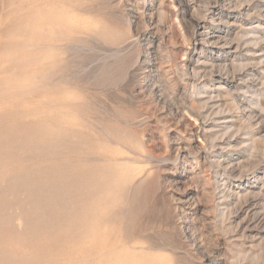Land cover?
Returning a JSON list of instances; mask_svg holds the SVG:
<instances>
[{
  "label": "rangeland",
  "instance_id": "rangeland-1",
  "mask_svg": "<svg viewBox=\"0 0 264 264\" xmlns=\"http://www.w3.org/2000/svg\"><path fill=\"white\" fill-rule=\"evenodd\" d=\"M0 251L264 264V0H0Z\"/></svg>",
  "mask_w": 264,
  "mask_h": 264
},
{
  "label": "bare ground",
  "instance_id": "bare-ground-1",
  "mask_svg": "<svg viewBox=\"0 0 264 264\" xmlns=\"http://www.w3.org/2000/svg\"><path fill=\"white\" fill-rule=\"evenodd\" d=\"M40 1H41V0H40ZM38 4H39V3H38ZM43 5H44V4H43ZM43 5H42V6H43ZM50 5H51V4H50ZM44 6H45V5H44ZM53 6H54V5H53ZM37 7H38V6H37ZM65 7H66V6H65ZM38 8H39V7H38ZM43 9H44V7H43ZM43 9H42V10H43ZM47 9H48V8H46V10H47ZM54 9H55V8H54ZM63 9H64V8H62V10H63ZM42 10H41V12H42ZM62 10H60V12H61ZM64 10H65V9H64ZM39 11H40V10H39ZM56 11H57V10H56ZM68 11H69V10H68ZM41 12H40V13H41ZM58 12H59V11H58ZM62 13H63V14H66V15H67V18H69V19H67V22H68V21L72 22V21H71L72 18L70 17V14H69V17H68V14H67V13H64V12H62ZM70 13H72V12H70ZM59 14H60V13H59ZM73 14H74V13H73ZM56 15H57V14H56ZM41 16H43V15H40V17H41ZM64 16H65V15H64ZM71 16H72V15H71ZM62 17H63V16H62ZM87 17H88V16H87ZM65 18H66V16H65ZM41 19H42V18H41ZM57 19H58V18H57ZM63 19H64V18H63ZM63 19H58V20H57L58 22H56L55 24H57V25H58V23L60 24V22H62ZM29 20H30V19H29ZM37 20H38V19H37ZM38 21H42V20H38ZM44 21H46V20H44ZM47 21H48V20H47ZM64 22H66V21H64ZM70 22H68V27H69ZM45 23H46V22H45ZM52 23H53V22H52ZM41 24H42V23H41ZM48 24H49V25L51 24L50 21L48 22ZM53 24H54V23H53ZM66 24H67V23H66ZM61 25H62V24H61ZM61 25H60V27H63V26H61ZM35 26H36V25H35ZM31 27H33L32 24H31ZM31 27H30V28H31ZM43 27H44V28H45V27L47 28V25H46V26L42 25V28H41L40 25H39V28H41L42 31L44 30ZM66 27H67V26H66ZM66 27H65V30H66ZM68 27H67V28H68ZM37 28H38V27H37ZM49 28H50V26H49ZM28 29H29V26H28ZM41 29H40V30H41ZM63 29H64V28H63ZM63 29H59V27H55V28H53V30H52V27H51L52 32H49V31H50L49 29H48V30H49V31H48L49 33H48L47 31H44V32H43V40H46V41L50 40V41H51V40L53 39L54 42H55V44H56L57 42L61 41L62 38L64 37V36H63ZM69 29H70V28H69ZM89 29H90V28H89ZM95 29H96V28H95ZM35 30H36V32H35V34H36L38 31H37V29H35ZM70 30H71V29H70ZM90 30H91V29H90ZM42 31H41V32H42ZM82 31H83V30H82ZM29 32H30V31H29ZM31 32H32V31H31ZM41 32L38 33V35H37V34H36V35H37V36H39V35L41 36ZM32 33H33V32H32ZM77 33H78V32H77ZM33 34H34V33H33ZM35 34H34V35H35ZM119 34H120V32H119ZM122 34H123V33H122ZM29 35H31V33H29ZM74 35H75V34H74ZM32 36H33V35H32ZM32 36H31V37H32ZM65 36H66V35H65ZM41 38H42V37H41ZM41 38H38L39 41L41 40ZM30 39H31V38H30ZM65 39H66V38H65ZM67 39H68V38H67ZM31 40H33V39H31ZM53 40H52V41H53ZM39 41H38V42H39ZM41 41H42V40H41ZM46 41H45V42L43 41V42L45 43V45H46V43H48V42H46ZM62 41H64V38H63ZM40 43H42V42H40ZM44 43H43V44H44ZM49 43H50V42H49ZM59 45L61 46V44H59ZM59 45L56 44V45H53V46H55V47H60ZM50 48L52 49V47H50ZM44 50H45V48H44ZM44 50H43V51H44ZM52 50H53V49H52ZM50 51H51V50H50ZM53 51H54V50H53ZM46 52L48 53V49H47ZM44 53H45V52H44ZM44 53H43V54H44ZM56 53H57V52H56ZM45 55H46V53H45ZM49 55H50V54H49ZM46 58H47V57H46ZM46 64H47V63H46ZM45 67H46V66H45ZM72 97H73V96H72ZM174 101H175V100H174ZM230 104H231V103H230ZM227 105H228V104H227ZM231 109H232V108L230 107L229 110H231ZM196 119H197V118H196ZM103 121H104V120H103ZM120 164H121V163H120ZM123 168H124V167H123ZM119 171H120V170H119ZM110 173H112V172H110ZM113 173H115V172H113ZM103 174H104V173H103ZM116 174H117V173H116ZM124 174H125V173H124ZM113 175H114V174H113ZM118 175H120V174H118ZM115 177H117V176H115ZM104 178H105V177H104ZM107 178L109 179V176H108ZM101 179H103V178H101ZM125 179H126V178H125ZM127 179H128V178H127ZM106 180H107V179H106ZM123 180H124V179H122V181H123ZM97 181H98V180H97ZM111 181H112V180H111ZM124 181H125V180H124ZM115 182H116V181H115ZM113 183H114V182H113ZM124 183L126 184V182H124ZM104 184H105V183H104ZM125 184H124V185H125ZM101 185H102V184H101ZM105 185H106V184H105ZM126 186H127V185H126ZM115 188H116V187H115ZM120 189H121V188H120ZM105 190H106V188H105ZM121 190H122V189H121ZM58 191H59V190H58ZM97 192H98V191H97ZM107 192H108V191H107ZM54 193H55V192H54ZM57 194H58V193H57ZM73 194H74V193H73ZM112 194H113V193H112ZM52 195H53V194H52ZM55 195H56V194H55ZM113 195H114V194H113ZM113 195H112V196H113ZM56 196H57V195H56ZM105 196H106V195H105ZM225 197H226V196H225ZM228 197H229V196H228ZM56 198H57V197H56ZM104 198H105V197H104ZM106 198H107V197H106ZM118 198H119V197H118ZM101 199H102V198H101ZM49 200H50V199H49ZM49 200H48V201H49ZM52 200H53V199H52ZM50 202H51V201H50ZM95 202H96V201H95ZM96 203H97V202H96ZM47 204H48V202L46 203V205H47ZM240 205H241V204H240ZM45 207H46V206H45ZM47 207H48V205H47ZM49 208H50V207H49ZM49 208H48V209H49ZM51 208H53V205H52ZM42 209H43V208H42ZM39 210H40V209H39ZM50 210H51V209H50ZM78 210H79V209H78ZM99 210H100V209H99ZM80 211H81V210H80ZM100 211H101V210H100ZM86 212H87V211H86ZM231 213H232V212H231ZM47 214H48V213H47ZM50 215H51V213H50ZM50 215H49V216H50ZM85 215H86V214H85ZM93 216H95V215H93ZM54 217H55V216H54ZM47 218H48V217H47ZM93 218H94V217H93ZM48 221H49V220H48ZM92 222H93V221H92ZM79 224H80V223H79ZM89 225H90V224H89ZM95 225H96V223H95ZM92 227H93V226H92ZM80 228H81V227H80ZM93 228H94V227H93ZM83 229H84V228H83ZM88 229H89V228H88ZM92 230H93V229H92ZM97 230H98V229H97ZM232 230H233V229H232ZM83 231H84V230H83ZM143 247H144V246H142V249H144ZM150 247H151V246H150ZM2 248H3V247H2ZM140 248H141V247H140ZM152 248H153V247H152ZM152 248H149V249H152ZM0 252H1V251H0ZM7 253H8V252H7ZM8 255H9V254H8ZM4 256H5V255H4ZM11 256H12V254L10 255V257H11ZM10 257L8 256L9 260H10ZM0 258H1V256H0ZM5 258H7V257L5 256ZM11 259H12V258H11ZM13 260H14V259H13ZM12 262H13V261H12Z\"/></svg>",
  "mask_w": 264,
  "mask_h": 264
}]
</instances>
